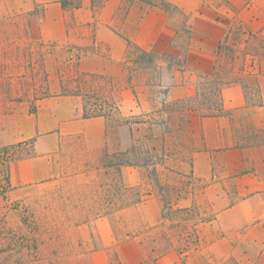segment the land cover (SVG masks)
Returning a JSON list of instances; mask_svg holds the SVG:
<instances>
[{
	"label": "crops",
	"instance_id": "1",
	"mask_svg": "<svg viewBox=\"0 0 264 264\" xmlns=\"http://www.w3.org/2000/svg\"><path fill=\"white\" fill-rule=\"evenodd\" d=\"M62 1L17 0V4L23 12L35 4L43 6L35 22L37 38L53 52L82 53L79 74L103 76L120 116L147 113L148 119L112 127L106 116L83 117L82 96L66 91L65 83L54 77L56 87L35 98L33 110L28 102L19 103L0 129V146L30 142L29 153L9 162L10 190L57 178L64 154L95 157L103 150L119 154L144 140V127L148 134L150 126L157 127L159 148L172 153L164 156L161 167L172 172V180H187L193 186L173 206L197 205L202 214L208 213L196 224L202 260L264 264V62L251 60L253 55L244 52L246 44L233 50L229 64L219 60L236 25L242 27L243 40L255 36L264 44V0H164L186 16L185 39H179L183 30L158 4L72 0L64 7ZM129 44L185 60L183 67L162 66L157 84L165 91L158 106L146 90L151 84L129 76L136 58ZM215 78L220 85V112L206 114L184 107L198 100V84ZM166 102H172V109L162 108ZM142 170L139 164L120 166L122 184L138 190L137 199L116 212L150 207L160 215L159 192L153 186L144 188ZM110 236L111 244L113 232Z\"/></svg>",
	"mask_w": 264,
	"mask_h": 264
},
{
	"label": "rangeland",
	"instance_id": "2",
	"mask_svg": "<svg viewBox=\"0 0 264 264\" xmlns=\"http://www.w3.org/2000/svg\"><path fill=\"white\" fill-rule=\"evenodd\" d=\"M155 1L183 30L179 39L188 37L186 16L171 3ZM42 12L41 4L23 12L17 0H0V129L9 114L18 110L19 103L28 102L33 110L34 99L56 87L54 77L65 83L66 91L82 96L89 113L108 117L112 127L147 122L144 117L147 113L120 116L103 76L79 74L78 59L82 53H56L40 42L35 22ZM241 30L236 25L233 38L229 44L224 43L225 53L219 59L222 65L229 64L233 50L244 44V52L253 55L251 60L264 62V44L255 36L243 40ZM129 46L137 55L136 46ZM164 64L176 66L172 58L160 57L154 63L145 60L129 68L130 77L144 78L151 84L146 90L157 106L164 97L165 89L157 84ZM217 80L198 84L201 95L197 99L213 105ZM172 105L166 102L162 108L172 109ZM143 129L144 140L122 152L129 163L124 165L143 166L144 188L153 186L159 192L162 203L159 216L150 207L145 211L116 212L125 202L135 201L138 190V186L127 187L120 180L115 163L121 153L107 154L103 150L95 157L64 154L57 178L15 191L9 189L0 195V264H206L199 255L202 243L196 224L208 213L202 214L197 205L173 206L174 200L193 186L187 180H172V172L161 167L164 156L168 158L172 153L159 148V129L150 126V134L147 127ZM153 130L157 136H153ZM28 143L24 141L14 149V158L30 152ZM105 155L108 156L104 159ZM83 156L89 159L84 161ZM2 172L0 166V193L5 188ZM140 216L145 218L141 220ZM157 218L160 222H156ZM110 232H113L111 244ZM90 249L96 253H90Z\"/></svg>",
	"mask_w": 264,
	"mask_h": 264
},
{
	"label": "trees",
	"instance_id": "3",
	"mask_svg": "<svg viewBox=\"0 0 264 264\" xmlns=\"http://www.w3.org/2000/svg\"><path fill=\"white\" fill-rule=\"evenodd\" d=\"M142 1L149 3V4H157V2L155 0H142ZM159 2L162 4L167 3L164 0H159ZM66 4H67V2L65 0H63L62 6L65 7ZM134 50L137 52V55L135 58L136 63H143L145 60H147L150 63H154L155 59L160 58V57L161 58L166 57V58H172V60L175 62V65L177 67H183L185 64L184 58L173 57V56L167 55L166 53L147 51V50H144L140 47H134ZM219 88H220V85L218 84L215 87V92H213V96L215 98V103H213V105L206 104L204 101L198 99V100H195L192 105H186V106L181 105V106L182 107L184 106L187 108L188 107H195L198 109H202V110H204V113H206V114H214V113H216L215 112L216 110H217V112H220L219 111V104H220ZM177 103H180V101ZM88 110H89L88 107L85 106L84 112H83V117H91V116H98L99 115V114L97 115L96 113H89ZM18 147H19V145L0 146V166L2 167V170H3L2 178L4 180L3 182H4V187H5V188H3V187L1 188L0 195L5 194L10 189V182H9V176H8V166H9V162L14 158V156H13L14 155V149L18 148ZM106 156H108V155H105L104 159L106 158ZM116 158H117V162L115 163V165H116V169L118 171L120 170L121 165L129 164L128 161H126L123 153H121L120 156H118ZM109 163L111 164L110 161H109ZM156 181H157V179H156ZM164 216H165V213H164Z\"/></svg>",
	"mask_w": 264,
	"mask_h": 264
}]
</instances>
